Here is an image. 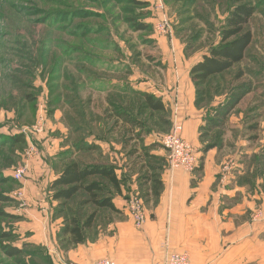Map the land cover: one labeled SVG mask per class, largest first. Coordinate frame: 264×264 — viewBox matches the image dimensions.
<instances>
[{
    "label": "rangeland",
    "instance_id": "obj_1",
    "mask_svg": "<svg viewBox=\"0 0 264 264\" xmlns=\"http://www.w3.org/2000/svg\"><path fill=\"white\" fill-rule=\"evenodd\" d=\"M239 1L0 0V194L18 190L12 174L22 166L31 145L38 152L34 160L48 159L55 168L62 169L66 156L86 163L94 161L98 153L75 152L74 144L83 139L89 144L97 142L100 147L112 144L105 162L124 160L128 172L136 174L134 183L138 187L131 190L132 176L125 177L129 190L124 187L123 195L139 194L146 205V196H155L160 170L163 172L168 165L162 138L179 123L183 128L176 119L180 118L178 81L187 78L191 67L210 48L218 46L225 19ZM242 1L258 6L248 26L254 42L242 64L204 87L207 99L196 108L210 117L243 87L241 80L234 82L241 66L249 78H256L258 70L264 73L259 68L264 65V0ZM159 3L162 9L157 8ZM163 18L168 28L160 35L155 24ZM138 23L146 24L148 29L136 31ZM173 79L175 86L170 83ZM167 82V88L172 87L168 93L174 95L173 108L152 114L144 108L141 94H156ZM113 103L139 117L149 135L139 140L125 137L126 130H118L120 125L108 119L112 110L106 111ZM41 124L43 131L38 134L35 128ZM19 135L25 138L24 143L10 142ZM219 135L204 131L201 139L211 144ZM125 139L129 145L117 149ZM198 151L202 157V151ZM146 174L155 178L147 183ZM85 198L78 196L68 209L86 217L92 207L79 208ZM11 204L0 203V209L6 212ZM127 214L126 220L131 221ZM102 219L99 224L105 223ZM11 231H17L13 223L0 216V236ZM2 242L0 237V245ZM3 255L0 249V264H17L16 259Z\"/></svg>",
    "mask_w": 264,
    "mask_h": 264
},
{
    "label": "crops",
    "instance_id": "obj_2",
    "mask_svg": "<svg viewBox=\"0 0 264 264\" xmlns=\"http://www.w3.org/2000/svg\"><path fill=\"white\" fill-rule=\"evenodd\" d=\"M258 71L256 78L244 71L241 85L251 84L252 92L234 109L225 128L210 132L220 134L211 144L201 139L208 116L195 106L190 70L187 78L178 81L180 118L176 119L182 122L185 139L202 151V157L194 173L172 171L167 164L160 170L163 188L157 197L146 196L143 227L126 220V212L95 226L82 244L61 237L64 219L56 214L58 202L52 199L50 185L63 167L37 158L28 163L27 178L16 182L19 188L10 194L12 204L5 209L18 217L13 227L20 236L14 245L44 248L53 264H93L101 259L116 264H165L171 253L189 255L191 264H264V73ZM174 81L170 83L175 86ZM168 84L154 94L162 97L166 110L173 108L174 97ZM122 127L120 122L118 130ZM100 145L106 156L112 144ZM125 163L119 159L110 164H115L119 178L132 176L133 190L138 187L136 174L128 172ZM124 195L114 200L122 212ZM34 259L39 261L38 255Z\"/></svg>",
    "mask_w": 264,
    "mask_h": 264
},
{
    "label": "trees",
    "instance_id": "obj_3",
    "mask_svg": "<svg viewBox=\"0 0 264 264\" xmlns=\"http://www.w3.org/2000/svg\"><path fill=\"white\" fill-rule=\"evenodd\" d=\"M258 11V6L249 2L240 0L228 13L225 23L220 32V43L214 46L203 55L202 59L194 64L190 69V78L195 87L196 98L195 105L200 107V103L207 99V92L204 87L215 77H223L228 72L241 64L247 58V53L253 45L254 36L252 31L248 28L252 19ZM136 31H145L148 26L143 23L135 24ZM245 72L239 69L234 77L235 83L240 81ZM239 92L230 95L225 104H220L219 108L213 111L212 116H208L207 125L204 128L206 133H210L216 129H223L227 126L228 120L234 109L241 103V101L252 92L251 84L241 85ZM221 86L218 87L220 89ZM135 93V92H134ZM139 95V93H137ZM143 106L152 114L166 112L165 105L161 99H158L154 94L142 93ZM31 100V98H29ZM112 110L111 113H109ZM109 113V120H114L116 126L122 123L125 137L129 140H139L144 135H149L150 132L146 129L143 121L136 116H133L129 111L121 109L120 106L112 104L111 109L106 111ZM113 116V117H112ZM81 129V128H80ZM120 129V127L118 128ZM78 128L74 129L76 132ZM126 140L122 143V148L129 145L130 141ZM25 138L21 135L12 137L11 143H24ZM97 143V142H96ZM89 144L83 139L74 144L75 152L78 154L94 155L98 153L96 159L91 162H81L71 160L70 156L65 157L63 161L66 163L59 173L58 178L50 185L52 192V199L58 202L56 207V214L61 215L64 219L63 227L60 232L61 237H69L74 245L82 244L88 239V236L96 230L99 224V219L102 217L105 221H113L114 215L126 213L120 211L114 203L118 196H123V189L127 187L125 177L119 178L115 164L106 163L105 156L101 147L98 144ZM124 148V149H125ZM207 147L206 149H208ZM205 149V150H206ZM63 162V163H64ZM131 176V174H130ZM155 178L148 176L144 178L147 183ZM12 180L13 177H12ZM158 188L155 196L160 195L163 188L162 182L156 178ZM15 183V182H14ZM108 187V192L107 188ZM129 190V187H127ZM84 195L86 198L80 203L82 207H92L90 213L86 217L79 216L78 213L73 214L70 211L69 203L78 196ZM130 196H126L127 201ZM10 195L0 194V203H11ZM66 208L68 209L65 216ZM82 210V209H81ZM79 211V210H78ZM103 212L102 215H100ZM0 216L9 219L12 223L18 220V217L12 216L0 209ZM101 216V217H100ZM105 224V223H104ZM6 231V230H5ZM11 232H4L1 234L3 244L0 245L2 253L9 259H16L17 264H53L51 257L44 251V248L25 244L22 248H18L15 244L18 238ZM16 238V239H15ZM7 241V242H5ZM33 253L31 257H28ZM39 257V261L34 259V256ZM42 259H45L43 261Z\"/></svg>",
    "mask_w": 264,
    "mask_h": 264
},
{
    "label": "built area",
    "instance_id": "obj_4",
    "mask_svg": "<svg viewBox=\"0 0 264 264\" xmlns=\"http://www.w3.org/2000/svg\"><path fill=\"white\" fill-rule=\"evenodd\" d=\"M158 9H162V3L157 5ZM168 22L166 18L160 19L155 24L156 33L162 35L167 33ZM43 119V118H42ZM44 121V120H43ZM42 123V122H40ZM39 124V123H38ZM43 124L35 128V132L40 134L43 131ZM183 128L180 124H177L174 129L163 136L162 145L168 152V165L172 171L182 170L188 173H193L200 164L199 151L183 137ZM23 160L22 166L16 168L13 171V179L21 183L27 178L29 170V162L37 157V150L30 146ZM126 211L129 213L130 219L136 225L141 228L147 221V214L145 210V204L142 197L139 194H132L126 201ZM76 264V263H65ZM93 264H116L111 259H101ZM165 264H191L189 255L185 253H171L166 259Z\"/></svg>",
    "mask_w": 264,
    "mask_h": 264
}]
</instances>
